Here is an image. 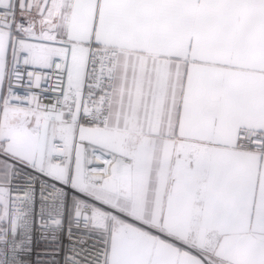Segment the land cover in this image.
I'll return each mask as SVG.
<instances>
[{"label":"snow or ice","instance_id":"1","mask_svg":"<svg viewBox=\"0 0 264 264\" xmlns=\"http://www.w3.org/2000/svg\"><path fill=\"white\" fill-rule=\"evenodd\" d=\"M0 264H264V0H0Z\"/></svg>","mask_w":264,"mask_h":264},{"label":"crops","instance_id":"2","mask_svg":"<svg viewBox=\"0 0 264 264\" xmlns=\"http://www.w3.org/2000/svg\"><path fill=\"white\" fill-rule=\"evenodd\" d=\"M233 243L234 241L231 238H226L222 243V250H229L232 247Z\"/></svg>","mask_w":264,"mask_h":264}]
</instances>
